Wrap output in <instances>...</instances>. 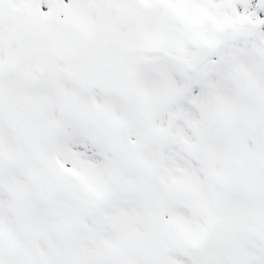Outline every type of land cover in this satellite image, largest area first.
<instances>
[{"label":"snow or ice","instance_id":"obj_1","mask_svg":"<svg viewBox=\"0 0 264 264\" xmlns=\"http://www.w3.org/2000/svg\"><path fill=\"white\" fill-rule=\"evenodd\" d=\"M0 264H264V0H0Z\"/></svg>","mask_w":264,"mask_h":264}]
</instances>
